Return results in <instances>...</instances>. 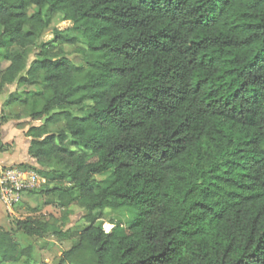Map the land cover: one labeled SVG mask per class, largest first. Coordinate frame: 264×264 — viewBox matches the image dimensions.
<instances>
[{
    "label": "trees",
    "instance_id": "trees-1",
    "mask_svg": "<svg viewBox=\"0 0 264 264\" xmlns=\"http://www.w3.org/2000/svg\"><path fill=\"white\" fill-rule=\"evenodd\" d=\"M57 16L72 27L41 41ZM13 84L4 105L44 120L27 131L39 192L87 212L80 231L16 222L71 239L58 264H264V0H0ZM123 207L126 228L98 223ZM31 254L0 227V264Z\"/></svg>",
    "mask_w": 264,
    "mask_h": 264
},
{
    "label": "rangeland",
    "instance_id": "rangeland-1",
    "mask_svg": "<svg viewBox=\"0 0 264 264\" xmlns=\"http://www.w3.org/2000/svg\"><path fill=\"white\" fill-rule=\"evenodd\" d=\"M36 11L37 8L32 7L30 9V14ZM72 25L71 22L61 21V17L57 16L51 27L44 33L41 41H49L53 38V28L65 30L72 27ZM78 46L82 48L85 47L83 43H79ZM65 49L69 58L76 63H83V55L76 52L73 46L66 45ZM35 53L31 55L30 61L34 59ZM7 65L8 62L3 63V67ZM17 89L16 84L8 85L3 92V94H5L6 91L5 98L7 99L8 95ZM30 89H35V86H31ZM23 108L24 107L19 104L6 106L3 103L0 109V140L2 141L5 136H8L7 138L11 142L7 144L4 151H8L11 155L17 156V164H21L30 169L39 168L40 166L37 162L28 154L29 141L32 138L27 136V131L31 126L43 125L44 120H33L32 118H26L24 116L21 119L18 118L19 115L24 113ZM63 124L64 123L61 122L59 124L50 125L49 129L52 132H57L63 127ZM53 185L54 184L51 183L49 186ZM44 188L45 186H42L41 189ZM39 191L40 189L25 194L22 202L15 207V213L7 212V214L0 218V227L10 231L17 241L32 249L31 258L26 264H58L62 253L72 246L73 241L71 239L60 238L52 233H47L44 237L28 236L17 229L16 222L27 217H34L39 219L42 223L48 221L56 222L59 225L62 224L66 218L65 230L80 231L89 224L85 219L87 212L77 204L71 205L67 210L60 208L57 205L56 199ZM50 199H53L55 202L53 204L49 203L48 201ZM1 209L6 212L0 201V210ZM135 213L136 211L129 207H123L121 209L108 208L105 211L104 217L99 220L98 223L107 230L113 226L114 222H122L124 228H126L131 223ZM25 260L26 258L22 260L21 264H23Z\"/></svg>",
    "mask_w": 264,
    "mask_h": 264
},
{
    "label": "built area",
    "instance_id": "built-area-1",
    "mask_svg": "<svg viewBox=\"0 0 264 264\" xmlns=\"http://www.w3.org/2000/svg\"><path fill=\"white\" fill-rule=\"evenodd\" d=\"M46 179L35 169L21 164L0 165V201L9 212L22 202L25 194L39 190Z\"/></svg>",
    "mask_w": 264,
    "mask_h": 264
},
{
    "label": "crops",
    "instance_id": "crops-1",
    "mask_svg": "<svg viewBox=\"0 0 264 264\" xmlns=\"http://www.w3.org/2000/svg\"><path fill=\"white\" fill-rule=\"evenodd\" d=\"M5 89H6V87H5ZM4 89V90H5ZM4 90L2 91V92H0V94H2V95H0V96H2V97H0V109H1V107H2V105H3V103H5V101H6V91H5V94H3V92H4ZM5 98V99H4ZM4 101V102H3ZM0 112H1V110H0ZM8 136H5V138H4V140H2V142L4 143V144H10V140L7 138ZM7 138V139H6ZM32 141V139H30V141H29V143ZM5 150V149H4ZM3 150V151H4ZM0 151V165H5V164H17L16 163V161H17V156H14V155H11L10 153H8V151ZM3 205V204H2ZM4 206V205H3ZM4 208H5V211L6 212H4V210H0V218H2V216H4L5 214H7V212H9L7 209H6V207L4 206ZM10 213H15V210H13V212H10Z\"/></svg>",
    "mask_w": 264,
    "mask_h": 264
}]
</instances>
